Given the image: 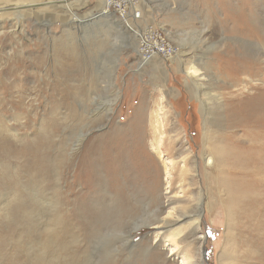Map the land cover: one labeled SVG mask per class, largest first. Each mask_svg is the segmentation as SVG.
Returning <instances> with one entry per match:
<instances>
[{"label": "rangeland", "instance_id": "1", "mask_svg": "<svg viewBox=\"0 0 264 264\" xmlns=\"http://www.w3.org/2000/svg\"><path fill=\"white\" fill-rule=\"evenodd\" d=\"M17 2L33 6L0 18V264H264V0H142L177 52L148 62L103 0L0 8ZM161 207L191 216L134 229Z\"/></svg>", "mask_w": 264, "mask_h": 264}, {"label": "built area", "instance_id": "2", "mask_svg": "<svg viewBox=\"0 0 264 264\" xmlns=\"http://www.w3.org/2000/svg\"><path fill=\"white\" fill-rule=\"evenodd\" d=\"M114 10L118 16L128 15L133 25L134 37L137 40V51L142 62L160 57L168 60L174 58L176 51L167 48L158 34L153 31V24L144 18L142 0H106L102 11L106 13Z\"/></svg>", "mask_w": 264, "mask_h": 264}, {"label": "bare ground", "instance_id": "3", "mask_svg": "<svg viewBox=\"0 0 264 264\" xmlns=\"http://www.w3.org/2000/svg\"><path fill=\"white\" fill-rule=\"evenodd\" d=\"M9 1V0H8ZM18 1H23V0H18ZM56 1V0H55ZM62 1H64V2H67V0L65 1V0H62ZM33 3H30L29 5H27L26 3H23V2H17V3H14L12 6H8V7H3V8H0V18H2V17H4L5 16V14L6 13H4L3 11H6L7 9H12V10H14L13 12H17V13H19L18 15H20L22 12H21V10H23V8H26V7H29V6H33L32 5ZM67 4V3H66ZM63 5H65V4H63ZM106 5V0H103V7ZM66 6V8L67 9H71L70 7V5H65ZM64 6V7H65ZM102 7V8H103ZM65 8V9H66ZM103 13H106L105 11H103ZM100 14H102V13H100ZM105 16V15H104ZM76 17H77V15H76ZM79 17V16H78ZM154 33H156L155 31H154ZM157 34V33H156ZM158 36H159V34H158ZM148 61H150V60H148ZM147 61V62H148ZM142 62V61H141ZM197 71H198V68H195V67H192L191 68V72H189L190 73V75H192V76H197ZM158 118V117H157ZM157 120V119H156ZM159 120V119H158ZM155 123V122H154ZM159 123V122H158ZM157 124V123H156ZM155 125V124H154ZM154 125H153V128H154ZM156 127H158L157 125H156ZM157 129V128H156ZM158 130V129H157ZM155 133V132H154ZM161 134V133H160ZM156 137V136H155ZM159 137V136H158ZM160 138V137H159ZM154 145V147L157 149V150H159L158 148H159V144H158V140H157V138L155 139V142L153 143ZM170 160H172V158H169ZM213 162V160L211 161V158L209 159V161H208V163L210 164V163H212ZM189 170L190 169H188L187 168V166L186 165H183V167L180 169V173L183 175V174H188V172H189ZM169 204H173V201H172V199L171 200H169ZM180 208L179 207H175L174 208V210H177V211H174L173 210V212H169L168 213V215L167 216H165V217H162V214H163V207H161V208H159V209H154V210H150V209H148L147 211H148V217L147 218H141V219H139V220H137L136 221V226L134 227V229L136 230H138V229H140L141 227H142V225H144V226H150V225H152V224H156V226L154 227V228H157V229H159V230H163V229H165L166 231L170 228V227H172V226H174L175 224H177L178 222H180V221H183L185 218H187V217H189V216H191V215H186V212H185V214H183V212H180V213H178ZM147 215V214H146ZM192 219V218H191ZM200 215H197V217L196 218H194V220H192L190 223L192 224V232H193V235H195L196 233H197V231H198V228H199V226H200ZM166 234V233H165ZM179 234H181V230H178L176 233H171V234H169L170 235V237H172L171 238V240H173L174 241V237H175V235H179ZM126 236H130V234H126ZM174 238V239H173ZM200 238H203L202 236H200ZM121 239V238H120Z\"/></svg>", "mask_w": 264, "mask_h": 264}]
</instances>
